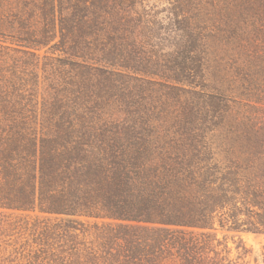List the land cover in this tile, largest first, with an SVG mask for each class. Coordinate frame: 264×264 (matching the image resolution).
<instances>
[{"label":"trees","instance_id":"obj_1","mask_svg":"<svg viewBox=\"0 0 264 264\" xmlns=\"http://www.w3.org/2000/svg\"><path fill=\"white\" fill-rule=\"evenodd\" d=\"M138 3L56 0L59 56L15 45L46 43L42 2L0 0V264H226L205 229L264 234V147L242 90L222 102L238 119L222 148L153 115L167 89L205 86L188 48L201 36ZM244 9L238 59L250 52L257 90L264 0L250 31Z\"/></svg>","mask_w":264,"mask_h":264},{"label":"rangeland","instance_id":"obj_2","mask_svg":"<svg viewBox=\"0 0 264 264\" xmlns=\"http://www.w3.org/2000/svg\"><path fill=\"white\" fill-rule=\"evenodd\" d=\"M39 2L43 4L44 18L49 29L46 43L33 45L19 42L20 45H15L40 54L64 56L59 47L56 0H39ZM136 2H139L136 6L140 10L154 9L155 18L165 19L168 16L170 22L181 21L178 27L183 28L186 25L183 21L190 23L197 28L201 36L200 40L194 39L188 42V48L195 49L192 53L191 66L194 67V73L200 70L202 76L198 79L205 86L200 87L186 82L178 83L179 86L188 90L185 95H181L180 91L167 89L169 94L166 96L157 95L159 108L153 115L158 113L159 116H163L167 113L170 115L166 118L167 124H171L173 117L181 114L176 119L181 129L197 128V132L205 136L203 145L212 149L222 148L225 145L235 144L233 132L238 120L235 107L225 112L222 102L237 98V94L242 90L241 100L246 104L248 123L251 127L255 126L256 133L253 134H257L253 137V140H256L253 145L260 146L256 148H263L264 132L262 135L258 132L264 131L262 122L264 111L261 108L255 109L253 105L264 108V81L262 86H259L257 90L254 89L256 85L250 76L252 66L249 51L246 50L243 55V64L238 59V42L236 41L238 0H136ZM251 2L252 0H244L246 31L251 29L252 20L249 17ZM261 72L264 78V70L262 69ZM168 82L176 84L174 81ZM241 85H244V89L240 88ZM192 90L212 94L214 97H203L201 94L191 93ZM228 105L231 106V103L229 102ZM25 214L23 212L22 215ZM204 231L210 234L212 242L210 246H216L227 258L226 264H262L264 234L246 230L233 231L227 227L222 229L218 225L215 229Z\"/></svg>","mask_w":264,"mask_h":264}]
</instances>
